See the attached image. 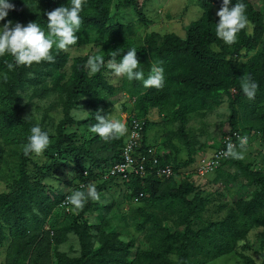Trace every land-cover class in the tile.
Segmentation results:
<instances>
[{
    "label": "trees",
    "instance_id": "1",
    "mask_svg": "<svg viewBox=\"0 0 264 264\" xmlns=\"http://www.w3.org/2000/svg\"><path fill=\"white\" fill-rule=\"evenodd\" d=\"M11 2L14 9L6 19L22 25L37 22L45 31L46 13L70 4V0ZM113 2L86 0L77 45L71 48L91 44L88 54L71 58L65 51L53 49L52 62L12 70L6 67L12 58L0 57V174L5 165L11 176L0 191V248L7 251L5 264H210L228 255H235L242 264H264V239L260 252L246 253L250 251L246 243L252 242L250 234L256 228L264 232V172L226 156L223 162L245 177L252 191L233 206L216 203L214 212L206 207L210 200L200 197L191 181L176 182L187 176L183 169L193 162L198 144L191 140L195 135L186 130L191 116L205 119L222 105L227 108L229 129L218 149L225 147L227 138L239 145V137L257 135L264 142V0H238L245 5L251 32L246 27L231 46L215 35L222 0H194L199 16L186 27L184 38L175 33H146L150 21L137 0H116L117 5L131 7L137 20L113 22ZM236 2L231 0L229 6ZM132 47L137 49L145 76L151 62H161L165 70L161 89H145L142 82L122 77L118 86L109 84L110 53L120 48L123 55ZM98 53L104 56L105 66L89 76L87 58ZM247 76L258 85L251 100L240 88L241 78ZM122 94L132 104L127 128L137 125L139 154L153 149L156 158V164H145L144 174L131 173L126 178L110 175L123 161L125 136L105 142L95 134L83 138L75 133L79 128L88 131L96 122L95 114L110 115L108 101ZM120 106L124 113L128 111ZM79 108L89 115L77 118ZM153 111L161 121L150 120ZM40 112L37 121L34 115ZM54 114H60L56 121ZM36 124L50 130V144L41 162L33 161V154H23L30 128ZM149 127L173 129L162 143H149ZM218 127L222 130L223 123ZM181 149L188 155L184 163L177 161ZM132 156L138 164V158ZM65 158L73 166L56 163ZM59 166L74 173L75 183L53 179L62 184L57 191L45 182L46 172ZM162 167H169L173 175L158 178L156 172ZM89 183L96 185L99 201L89 200L82 209L72 207L76 212H58L68 208L66 198L73 190ZM114 188L139 204L131 209L129 226L144 239L143 248H135L136 238L130 236L128 225L119 229L117 222V229L112 226L116 207L107 192ZM60 217L64 220L54 226L53 220ZM125 220L123 215L121 221ZM49 221L55 228L52 236L45 230ZM4 241H8L6 246ZM64 246L73 254L63 251Z\"/></svg>",
    "mask_w": 264,
    "mask_h": 264
},
{
    "label": "rangeland",
    "instance_id": "2",
    "mask_svg": "<svg viewBox=\"0 0 264 264\" xmlns=\"http://www.w3.org/2000/svg\"><path fill=\"white\" fill-rule=\"evenodd\" d=\"M119 1V0H118ZM256 1V0H253ZM138 4H143V13L150 24L147 26L145 30L146 33L150 32H157L159 34H166V33H175L178 37L184 38L186 34V27L197 19L199 16V10L194 5V0H137ZM114 7V16L113 22H129V20H137V15L133 13V9L131 7L117 5L118 2H113ZM120 6V7H119ZM142 6V5H141ZM261 6L256 5V9H260ZM119 8V9H118ZM117 11V12H116ZM118 13V14H117ZM141 31V30H140ZM251 31L247 28V33ZM91 44H85L76 48H71L68 51H65L69 54L71 58L77 56H83L88 54L91 50ZM253 53L250 52L248 57H250ZM245 61V60H243ZM121 77L115 76L112 74H106V79L109 84L114 86H118ZM109 110H111V115L117 119L122 120L128 127V117L130 115V108L132 107L131 102L126 98V96L119 95L111 98L109 101ZM120 105H124L127 112H123ZM36 114V113H35ZM39 114L34 115L35 119L38 121ZM60 114H54V120L56 121L59 118ZM150 120L154 122L161 121V118L158 114L153 111L150 115ZM189 124L187 126V133L192 136L195 135L194 138L191 140H197L198 144L196 145V151L193 155V162L190 163L187 168H184V172L187 176L184 175L178 177L177 183L184 182V181H191L194 185V191L200 192V197L203 199L210 200V204L208 203L206 207H211V211H216V203H221L222 205L233 206L237 203V201L248 197L252 191V189L247 185V179L241 175H236L234 173V168L229 164H225L223 161H220L217 164L216 169L214 172H209L205 175H201L200 171V162L201 160L205 159L208 160L219 148L221 144V139L223 138V133L228 131V112L227 108L222 105L216 112L212 113L208 117L201 118L199 116H191ZM54 121V122H55ZM223 123L222 130H219V123ZM204 127V130H203ZM173 129L172 127H149L148 136H149V143L153 140H156L158 143H162L164 136L167 134L168 130ZM69 131H74V128ZM75 133L80 135L81 137L85 138L88 136V131L79 128L75 130ZM211 133V137L209 134ZM128 134V133H127ZM126 134V135H127ZM125 135V139H126ZM248 138V142L246 146L241 148L239 145L234 144V150L240 152L242 154V158L239 159L245 165H249L250 169L258 170L259 172H264V142L257 137V135H251ZM160 146V145H158ZM162 150V148H161ZM162 154L165 152L160 151ZM38 160L41 162L42 156H35L33 157V161ZM188 160V155L186 149H181V152L177 156V161L180 163H184ZM51 164L52 161H49ZM56 163H67L73 166L70 162L69 158L57 160ZM224 163V164H223ZM10 165V164H8ZM31 169L33 170L32 166ZM180 173V172H179ZM178 173V174H179ZM47 180L45 182V186L49 188H55L57 191L60 190L62 186V182L64 181H72L73 175L69 169L59 166L55 170H50L46 172ZM189 175V176H188ZM164 178V177H158ZM53 179L61 182H53ZM11 180V176H9V171L7 170V166L2 165V171L0 174V191H4L6 183ZM45 191V188H44ZM193 191V192H194ZM107 194L109 195L110 199L113 201L116 210L115 215H113L116 220H114L112 226L114 229H117V222L119 223V229L122 228L124 224L128 225L127 231L130 233V236L133 235L136 238V247L143 248L145 245L144 239L140 236L139 233L135 232L129 226V220H131V209H135L139 204L130 202L127 200L126 197L123 196V193L120 192L118 189H110ZM62 211L66 213L76 212L71 205L68 204V208L66 210L59 209L58 212L61 213ZM125 216V221H121V217ZM53 220V218H52ZM64 218L60 217L53 220L54 226H59L61 221ZM55 228L52 227L50 221L45 227L46 231H49V235L52 236L55 232ZM251 243L247 242L246 244L249 246V252L247 254H253L260 252V244L261 241L264 239V232L261 229L254 230L250 236ZM8 241H4V246L7 245ZM63 251L67 252L68 254H73L71 249L67 246L61 248ZM6 249L0 248V264H5V256H6ZM254 258V256H251ZM210 264H242L239 259L235 255H228L225 257H221Z\"/></svg>",
    "mask_w": 264,
    "mask_h": 264
},
{
    "label": "clouds",
    "instance_id": "3",
    "mask_svg": "<svg viewBox=\"0 0 264 264\" xmlns=\"http://www.w3.org/2000/svg\"><path fill=\"white\" fill-rule=\"evenodd\" d=\"M231 0H222L219 10L216 12L218 21L215 25L216 37L227 46L237 42L238 34L246 27L251 31V23L246 15L244 3L237 2L229 6ZM86 4V0H70V4L57 7L46 13L47 24L45 31L37 22H29L22 25L6 19L8 13L14 9L11 0H0V57L10 56L12 62L7 63L8 70L19 66H30L33 63L52 62L53 49L68 51L77 45V35L81 29V12ZM120 48L110 53L107 67L117 76L129 82L140 81L145 89H161L165 82V70L159 60L150 64L149 73L145 76L136 58L137 49L135 47L127 49L125 54H121ZM119 57V59H117ZM105 66L102 54L89 55L85 64L88 75L93 76L100 72ZM242 93L249 100L256 95L258 85L250 77H242L240 80ZM89 114L79 108L77 118L84 119ZM95 123L88 128L89 134H95L101 140L110 142L120 139L126 135L124 147L129 139L131 130H128L122 120L110 115L95 114ZM50 130H44L39 124L30 128V134L23 145V154L28 156L33 154L41 156L50 144ZM248 138L239 137V146H246ZM137 143L135 156L139 154L140 135ZM153 150V149H152ZM154 151V150H153ZM225 156L233 159H241L242 154L234 150L231 143L226 146ZM100 193L93 183L87 184L81 190H73L66 198V203L74 209H82L90 201H99Z\"/></svg>",
    "mask_w": 264,
    "mask_h": 264
},
{
    "label": "built area",
    "instance_id": "4",
    "mask_svg": "<svg viewBox=\"0 0 264 264\" xmlns=\"http://www.w3.org/2000/svg\"><path fill=\"white\" fill-rule=\"evenodd\" d=\"M137 125L135 124L130 132L129 139L123 148L122 163H119L115 167L110 170V175L120 174L123 178H126L129 174H144L145 164H156V158L154 156V151L152 149H148L146 154H138L136 157L138 158V164L135 163V158L132 156L135 153V149L137 148L136 140L139 138V131L136 129ZM231 143L234 147V142L227 138L223 145L225 147H221L218 149L208 160H201L200 162V171L201 175H205L209 172H214L217 167V164L220 161H223L226 156L224 155L226 151V146ZM158 177L168 178L173 175L172 170L169 167L159 168L156 172Z\"/></svg>",
    "mask_w": 264,
    "mask_h": 264
}]
</instances>
